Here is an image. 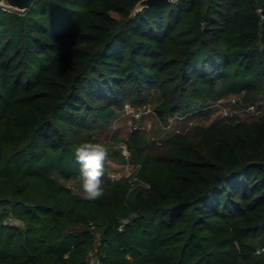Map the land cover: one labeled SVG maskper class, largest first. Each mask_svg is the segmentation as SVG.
<instances>
[{
  "label": "trees",
  "instance_id": "obj_1",
  "mask_svg": "<svg viewBox=\"0 0 264 264\" xmlns=\"http://www.w3.org/2000/svg\"><path fill=\"white\" fill-rule=\"evenodd\" d=\"M140 1L0 9V264H264V116L160 143L133 131L149 187L105 166V195H80L74 148L126 102L156 96L166 121L264 101V0Z\"/></svg>",
  "mask_w": 264,
  "mask_h": 264
},
{
  "label": "rangeland",
  "instance_id": "obj_2",
  "mask_svg": "<svg viewBox=\"0 0 264 264\" xmlns=\"http://www.w3.org/2000/svg\"><path fill=\"white\" fill-rule=\"evenodd\" d=\"M237 99V100H236ZM235 101V102H234ZM156 96L150 100L147 107H151V112L142 116L141 129L138 130L141 135L147 138L150 142H162L168 140L176 133L193 134L201 127H207L215 120L228 121V117L239 115L242 120L252 121L256 117L264 116V101L254 105V109H243L239 105V98L237 97H224L217 103L213 104L210 110L209 119L201 116H196L189 119L180 117H168L166 121H162L154 112ZM236 104V106H232ZM259 104H262L259 107ZM129 106L130 109L135 111L143 109L142 106L126 102L122 109L106 123L105 127L95 129L93 133L94 139L103 143L108 150V156L111 164L108 167L109 172H117L119 176L131 177L133 174L132 166L127 167L126 163H121L116 158L119 154V144L125 142L132 134L135 119L131 114H124L125 107ZM115 156L112 157V156ZM76 190V189H75Z\"/></svg>",
  "mask_w": 264,
  "mask_h": 264
},
{
  "label": "clouds",
  "instance_id": "obj_3",
  "mask_svg": "<svg viewBox=\"0 0 264 264\" xmlns=\"http://www.w3.org/2000/svg\"><path fill=\"white\" fill-rule=\"evenodd\" d=\"M76 162L80 165L83 199L95 201L105 195L104 176L108 150L103 143L87 140L74 148Z\"/></svg>",
  "mask_w": 264,
  "mask_h": 264
},
{
  "label": "built area",
  "instance_id": "obj_4",
  "mask_svg": "<svg viewBox=\"0 0 264 264\" xmlns=\"http://www.w3.org/2000/svg\"><path fill=\"white\" fill-rule=\"evenodd\" d=\"M176 1H178V0H174V2H176ZM255 107H256V104H255ZM252 108L254 109V105H250V106L246 107V110L248 109V111H249V109H252ZM150 112H151V107H149V106L146 107V108H143L141 110H137V111H135L132 108L130 109L129 106H126L125 110H124V114H131V116L135 119V123L133 125V129L134 130H140L141 129L142 116L145 115V114H148ZM119 153L127 161L126 166L127 167L132 166V168H133L132 169L133 170V174H132L131 177H129L130 178V183L133 185V187H136L138 185H142V186L145 185L142 182H140V180L136 176V173L139 171L140 166L139 165L134 166V165L129 163V159L131 157V152H130L126 142H122V143L119 144ZM110 164H111V162H110L109 156H108L107 157V161L105 163V166L109 167ZM109 176H110L111 180H117V179L121 178V176H119V174L117 172H109ZM122 177H124V176H122ZM145 186L149 187L147 185H145ZM70 187L72 189H74V185H70ZM120 230H121V228H120ZM258 253H259V251H258ZM89 264H102V263H101L100 258L93 257L90 260Z\"/></svg>",
  "mask_w": 264,
  "mask_h": 264
},
{
  "label": "water",
  "instance_id": "obj_5",
  "mask_svg": "<svg viewBox=\"0 0 264 264\" xmlns=\"http://www.w3.org/2000/svg\"><path fill=\"white\" fill-rule=\"evenodd\" d=\"M37 0H0V9H11L18 12H25L29 10ZM174 0H141L134 8V13L141 12L142 10L158 6L165 3H172ZM258 167H263V163H255Z\"/></svg>",
  "mask_w": 264,
  "mask_h": 264
}]
</instances>
